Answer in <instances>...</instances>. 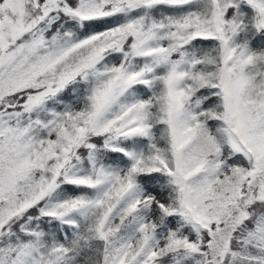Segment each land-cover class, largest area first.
<instances>
[{
  "label": "snow or ice",
  "instance_id": "6c2138e0",
  "mask_svg": "<svg viewBox=\"0 0 264 264\" xmlns=\"http://www.w3.org/2000/svg\"><path fill=\"white\" fill-rule=\"evenodd\" d=\"M0 264H264V0H0Z\"/></svg>",
  "mask_w": 264,
  "mask_h": 264
}]
</instances>
